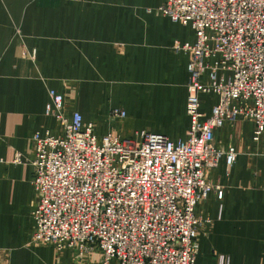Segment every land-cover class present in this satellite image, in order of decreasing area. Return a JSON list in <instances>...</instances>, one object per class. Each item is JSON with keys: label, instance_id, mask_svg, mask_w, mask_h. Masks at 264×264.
I'll return each mask as SVG.
<instances>
[{"label": "crops", "instance_id": "1", "mask_svg": "<svg viewBox=\"0 0 264 264\" xmlns=\"http://www.w3.org/2000/svg\"><path fill=\"white\" fill-rule=\"evenodd\" d=\"M163 0H0V264H80L68 250L32 243L36 195L30 137L58 131L50 92L100 137L142 132L185 140L191 26L161 14ZM217 61V60H216ZM214 63V62H213ZM228 79L231 74L222 72ZM201 113L217 97L201 95ZM123 110L124 120L111 116ZM215 145L239 153L207 175L214 185L198 212L213 221L199 238L197 264H264V136L252 122L226 123ZM18 154L27 158L16 164ZM222 192V198H219ZM207 230V231H206Z\"/></svg>", "mask_w": 264, "mask_h": 264}, {"label": "built area", "instance_id": "2", "mask_svg": "<svg viewBox=\"0 0 264 264\" xmlns=\"http://www.w3.org/2000/svg\"><path fill=\"white\" fill-rule=\"evenodd\" d=\"M160 12L197 36L192 47H174L192 54L186 139L100 137L51 91L46 113L58 131L29 139L34 245L69 250L80 264H197L201 232L213 224L198 212L214 189L207 172L239 156L218 148L215 132L248 121L255 142L264 136V0H163ZM201 95L218 98L209 117ZM111 116L127 118L123 110ZM25 162L18 154L15 163Z\"/></svg>", "mask_w": 264, "mask_h": 264}, {"label": "rangeland", "instance_id": "3", "mask_svg": "<svg viewBox=\"0 0 264 264\" xmlns=\"http://www.w3.org/2000/svg\"><path fill=\"white\" fill-rule=\"evenodd\" d=\"M213 171V170H212ZM212 171H208L207 172V175L210 173V172H212ZM207 178V177H206ZM207 181L213 186V188H214V185H213V183L211 182V181H209L208 179H207ZM222 193V192H221ZM210 228V227H209ZM205 230H203L201 233H203ZM207 231V230H206ZM201 236V235H200ZM69 251V250H68ZM69 252H71V251H69ZM62 254V253H61ZM73 254V253H72ZM73 256H74V258H76V255L75 254H73ZM77 259V258H76Z\"/></svg>", "mask_w": 264, "mask_h": 264}]
</instances>
